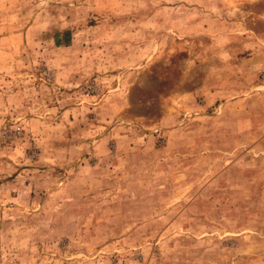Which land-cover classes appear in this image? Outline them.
<instances>
[{"label": "rangeland", "instance_id": "rangeland-1", "mask_svg": "<svg viewBox=\"0 0 264 264\" xmlns=\"http://www.w3.org/2000/svg\"><path fill=\"white\" fill-rule=\"evenodd\" d=\"M0 264H264V0H0Z\"/></svg>", "mask_w": 264, "mask_h": 264}, {"label": "trees", "instance_id": "trees-1", "mask_svg": "<svg viewBox=\"0 0 264 264\" xmlns=\"http://www.w3.org/2000/svg\"><path fill=\"white\" fill-rule=\"evenodd\" d=\"M64 34H65V35H64L65 38H67L66 36L68 35V32H65ZM65 43H66V42H65ZM56 44H58V41H56Z\"/></svg>", "mask_w": 264, "mask_h": 264}]
</instances>
